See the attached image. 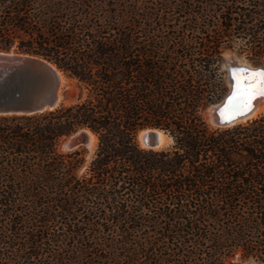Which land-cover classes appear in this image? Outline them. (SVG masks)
<instances>
[{
  "label": "trees",
  "instance_id": "16d2710c",
  "mask_svg": "<svg viewBox=\"0 0 264 264\" xmlns=\"http://www.w3.org/2000/svg\"><path fill=\"white\" fill-rule=\"evenodd\" d=\"M78 89L0 117V264H264V114L227 127L225 52L264 62V0H0V51ZM159 129L173 144L141 148ZM89 130L96 150L63 152Z\"/></svg>",
  "mask_w": 264,
  "mask_h": 264
},
{
  "label": "water",
  "instance_id": "95a60500",
  "mask_svg": "<svg viewBox=\"0 0 264 264\" xmlns=\"http://www.w3.org/2000/svg\"><path fill=\"white\" fill-rule=\"evenodd\" d=\"M238 61L235 57L224 60L228 76L233 70L240 69L237 67ZM254 67L262 70L264 63ZM68 80L69 77L63 71L42 57L0 51V117L37 115L59 108L66 100ZM232 92L233 90L228 86L223 98L211 105L208 120L212 126L226 127L232 124V121H223L219 118V112L228 104ZM150 130L152 132L144 139V147L153 150L158 148L156 131L160 130L153 128ZM88 132L90 131L80 130L70 135L64 140L63 148L72 151L80 147H88L90 142Z\"/></svg>",
  "mask_w": 264,
  "mask_h": 264
},
{
  "label": "bare ground",
  "instance_id": "6f19581e",
  "mask_svg": "<svg viewBox=\"0 0 264 264\" xmlns=\"http://www.w3.org/2000/svg\"><path fill=\"white\" fill-rule=\"evenodd\" d=\"M237 67L240 69L245 68V69H249V70H257L258 69V68H255L254 66L245 64L242 61H238ZM262 70H264V69H262ZM228 78H229V88L231 90H233L234 85H235V81L232 80L231 75H229ZM263 111H264V98H259V99L254 100L252 102L251 111H246V112L240 110V108L235 106V105L229 104V102H228V104L224 107V109L219 112V118H220V120H223V121H232V124L229 125V126H231V125H234V124H237L240 122H244L246 120H250V119L256 117L259 113H261ZM151 132H152V130L148 129V130H142L138 133V140H139L141 146H144V142H145L144 139L147 135L149 136V134ZM88 133H89V137H90V142H89L88 148L91 150H94L93 148L96 146L97 139L92 133H90V132H88ZM156 133L158 134V140H159L158 148H156V149H160V148L166 146L168 144V142H170V139L167 136H165L163 134V132L156 131ZM248 264H257V263L250 262Z\"/></svg>",
  "mask_w": 264,
  "mask_h": 264
},
{
  "label": "snow or ice",
  "instance_id": "6c2138e0",
  "mask_svg": "<svg viewBox=\"0 0 264 264\" xmlns=\"http://www.w3.org/2000/svg\"><path fill=\"white\" fill-rule=\"evenodd\" d=\"M231 78L235 81L229 104L242 111H251L252 102L264 98V70H249L245 68L233 70Z\"/></svg>",
  "mask_w": 264,
  "mask_h": 264
},
{
  "label": "rangeland",
  "instance_id": "374dc122",
  "mask_svg": "<svg viewBox=\"0 0 264 264\" xmlns=\"http://www.w3.org/2000/svg\"><path fill=\"white\" fill-rule=\"evenodd\" d=\"M10 51H11L12 53H20V52L16 51L15 48H12ZM229 57H235L236 59H238L239 61L244 62L245 64H248V65H251V66H257L256 64H253L252 62H250V61L246 58V56H244V55H238L237 53H234V52H231V51L225 52V53L223 54V59H222V61H221V71H222L223 76H224V81H225V86H226V92H227V89H228V86H229V85H228V74H227V70H226L227 68L224 66V60H225L226 58H229ZM263 63H264V62H263ZM261 64H262V63H261ZM258 65H260V64H258ZM66 89H67V90H66V95H67V96H66V100H65V102H64V105H67V104H70V103H73L74 101H76V98H77V95H78V89L75 87L74 83H73L70 79H69L68 82H67ZM226 92H225V93H226ZM212 105H214V104H212ZM210 107H211V105L207 108V110H206V112H205V117H206V119H207L209 125H211V123H210L209 120H208V118H209V116H210V113H209ZM262 114H264V111L261 112V113H259L256 117H258L259 115H262ZM256 117H254V118H256ZM254 118H252V119H254ZM211 126H212V125H211ZM212 127H214V126H212ZM214 128H218V127H214ZM148 129H151V128H148ZM158 130H159V129H158ZM160 131H162V130H160ZM162 132H163V131H162ZM163 133H164V132H163ZM164 135H166V136L170 139V142H168V144H167L166 146H164V147H162V148H160V149H153V150H165V149H168V148H170V147L172 146L173 141H172L171 137L168 136L166 133H164ZM65 139H66V138H65ZM65 139H64V140H65ZM63 142H64V141H63ZM63 142H62L61 145H60V150L63 151V152H67L68 150L65 149V148H63V146H62ZM137 142H138V144H139V146H140L141 148H144V149H145L144 146H141V145H140V142H139V140H138V134H137ZM96 146H97V143H96ZM96 146L93 148L94 150H91V149H89L88 147H80V148H78V149H84V151H85V160H86V162H85V164L83 165L82 169L80 170L79 174H81V173L84 171V168L88 165V163H89L91 157L93 156V154H94V152H95V150H96ZM89 150H90V151H89ZM148 150H149V149H148ZM72 151H73V150H72ZM234 261H235L236 263H238V264H247L248 262H253V263L261 264V263H259V262L254 261L253 259H248V260L241 261L238 257H236V258L234 259Z\"/></svg>",
  "mask_w": 264,
  "mask_h": 264
}]
</instances>
